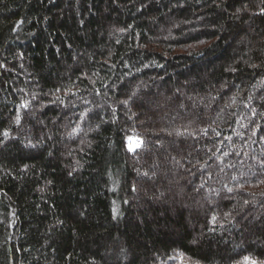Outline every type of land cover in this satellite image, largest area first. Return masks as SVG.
Masks as SVG:
<instances>
[{"label":"trees","instance_id":"16d2710c","mask_svg":"<svg viewBox=\"0 0 264 264\" xmlns=\"http://www.w3.org/2000/svg\"><path fill=\"white\" fill-rule=\"evenodd\" d=\"M262 9L0 0V264H262Z\"/></svg>","mask_w":264,"mask_h":264},{"label":"snow or ice","instance_id":"6c2138e0","mask_svg":"<svg viewBox=\"0 0 264 264\" xmlns=\"http://www.w3.org/2000/svg\"><path fill=\"white\" fill-rule=\"evenodd\" d=\"M262 12H264V9H262ZM253 67H255V65H253ZM135 95H136V93L133 92V93H132V96H135ZM129 99H131V97H129ZM121 103L127 105V104L129 103V100L121 101ZM17 122H19V117H17ZM205 131H206V130H205ZM3 135H4V137H8V136H9V133H8L7 131H5V132L3 133ZM143 175H144V176H148L149 174H148L147 172H144ZM149 178H151V177H149ZM132 190H133V191H136L135 186H133V189H132ZM229 191H231V189H229ZM125 203H127V201H125ZM117 215H118V211H117V209L114 208V209H113V217L116 218ZM215 219H216V218L213 217V221H215ZM242 264H258V262H257L256 260L252 259V258L249 257V256H244V257H243ZM262 264H264V262H262Z\"/></svg>","mask_w":264,"mask_h":264},{"label":"rangeland","instance_id":"374dc122","mask_svg":"<svg viewBox=\"0 0 264 264\" xmlns=\"http://www.w3.org/2000/svg\"><path fill=\"white\" fill-rule=\"evenodd\" d=\"M140 142H141V141H140L139 139L135 138V137H129V138L127 139V148H128L130 151H132V150H134V149H136V148L139 147Z\"/></svg>","mask_w":264,"mask_h":264}]
</instances>
